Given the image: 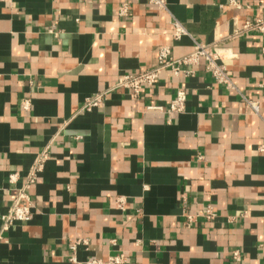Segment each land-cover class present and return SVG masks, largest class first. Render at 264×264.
I'll use <instances>...</instances> for the list:
<instances>
[{
	"label": "crops",
	"instance_id": "obj_1",
	"mask_svg": "<svg viewBox=\"0 0 264 264\" xmlns=\"http://www.w3.org/2000/svg\"><path fill=\"white\" fill-rule=\"evenodd\" d=\"M165 1H0V264H264V35L243 30L264 0ZM198 42L222 48L233 87L204 60L138 95L116 86ZM179 88L185 110L166 113ZM43 153L33 216L4 229Z\"/></svg>",
	"mask_w": 264,
	"mask_h": 264
},
{
	"label": "built area",
	"instance_id": "obj_2",
	"mask_svg": "<svg viewBox=\"0 0 264 264\" xmlns=\"http://www.w3.org/2000/svg\"><path fill=\"white\" fill-rule=\"evenodd\" d=\"M0 1H11V0H0ZM151 3L157 4L160 8H165V0H150ZM129 10V6L125 4L121 13L126 14ZM174 37L175 39H181L183 36L188 34L186 28L178 21H174ZM244 31H258L264 35V17H255L248 20L243 28ZM264 53V46H263ZM224 55L222 48L216 44H203L196 43L194 50L180 58H175L172 55L170 46H163L159 49L158 64L152 69L141 71L138 73H124L119 76L117 80V87L125 89H131L135 95H138L141 89L145 86L152 87L158 81L162 71L170 69L175 76H181L185 74L187 76L194 74V67L199 64L201 60L205 61V66L208 71L212 74L217 83L225 84L228 87H233L234 84L228 73L227 66L221 61ZM106 99V92L95 95L86 99V103L83 107L84 110H90L94 107L99 106ZM187 101V91L183 88H179L176 92V96L166 109V113H182L185 110ZM247 104L252 108L255 113L259 112V105L256 102L246 99ZM29 104L25 103V108H28ZM148 110H163L162 106L150 105L147 107ZM264 151V145L261 147ZM47 158V154L43 153L36 160L33 170L30 173L27 183H25L19 190L18 196L11 205L8 212L3 215V228L6 229L17 222L29 221L33 216L34 203L30 197L29 190L31 183L34 182L39 171L43 169V162ZM16 175H12L11 179L15 180ZM125 204L124 198L117 200V205L123 208ZM213 216L212 207L208 208V218ZM73 249H76V245H72ZM235 259H239L238 253H235ZM72 264H125L126 257L123 253H117L110 255L107 259L93 258L86 261L78 260L75 254L71 257Z\"/></svg>",
	"mask_w": 264,
	"mask_h": 264
}]
</instances>
